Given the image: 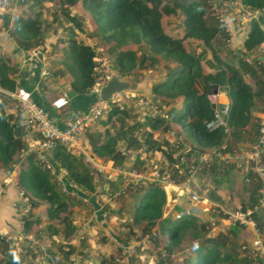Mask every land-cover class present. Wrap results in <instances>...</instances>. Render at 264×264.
Returning <instances> with one entry per match:
<instances>
[{"label": "rangeland", "instance_id": "1", "mask_svg": "<svg viewBox=\"0 0 264 264\" xmlns=\"http://www.w3.org/2000/svg\"><path fill=\"white\" fill-rule=\"evenodd\" d=\"M175 1L187 0H168L165 5L172 6ZM204 1L208 8L207 18L212 22H220L228 33V37H220L216 42L215 48L219 57L234 65H239V59L243 58L253 66L254 71L245 72L244 78L256 88V81H264V42L252 53L244 52L243 43L257 17L253 14L244 18L245 11H251L242 5L241 0ZM38 3L36 0H0V58L11 59V67L19 68L20 72L16 76L18 82L39 80L34 83L32 81L29 85L49 104L51 100L65 93L69 95L71 91V76L61 61L62 49L69 41V29L75 28V25L68 22L63 14L68 13L83 25L84 33L75 30L78 33L77 39L94 49L98 75L103 70L101 59L113 70L112 47L115 43L98 36L97 23L81 2L75 6L63 5L59 0L43 2L42 5ZM37 15L43 21V43L30 52L21 51L11 37L12 28L6 30L4 23L10 18L12 27L17 17L32 19ZM183 20L184 16L180 11L174 15L163 14L164 32L173 38H182L185 33ZM183 45L200 60L204 73L215 72L209 66L211 63L216 65L213 55L201 41L187 39ZM131 48L140 56L153 57L146 44L131 45ZM257 59L262 61V69L254 65ZM175 65L161 60L150 65L148 61L144 68L133 71L132 79H127L140 81L149 76L152 78L150 85L153 90V86L164 81L166 74ZM43 73L47 76L42 77ZM208 98L217 106L219 103L229 102L225 93L213 94ZM140 101L143 102L142 105ZM7 102L9 113L17 118L13 105ZM74 103L71 98V105L74 106ZM113 103L125 104L127 108H131V119L128 120L130 124L133 123L132 120H140L144 124L137 135L147 131L152 134L153 140L169 142L176 150L174 157L184 163L177 180L186 174L187 177L178 182L172 181L161 153L148 152L145 145L138 150H126L124 142L120 141L118 147L125 155V161L119 168L112 161L97 159L91 151L87 137L88 133L103 134L106 129L116 135V131L112 132L111 122L106 124L111 109L108 103L105 113L86 134L81 145L69 148L77 155H82L90 165L97 192L87 194L71 186L64 171L60 170V173L65 181L56 174L59 189L69 199V208L62 217L68 216L69 221L76 227V231L69 236L64 223L48 219V205L40 203L34 207V198L25 196L19 186L22 162L17 161L20 152L8 168L0 166V196L4 199L8 197L7 181L14 178L12 183L16 185V199L12 206H15L14 213L20 222L19 229L0 235L4 240L0 246V260L4 264H187L199 243L204 239L222 236L226 248L238 253L241 259L251 260L250 264H264V207L259 206L260 197L247 190L248 175L243 160V155L250 151L258 138L251 136L252 128L248 127L240 134L228 128L222 146L205 148L186 135L181 125L172 122L174 112L181 108V100L173 101L163 96H155L152 91L150 96H145L143 92L123 93L119 95V101ZM252 116L254 123L263 124L264 99L257 98ZM160 118L166 119L168 123L157 129L152 128V122ZM29 139L28 145L35 141L31 137ZM249 170L251 169L248 168ZM51 173H56L55 169ZM107 183L109 189L105 190L104 185ZM150 185H159L165 192L163 215L154 225L143 220L135 223V201L142 193L136 190L139 187L148 188ZM243 207L247 208L250 217L234 220L233 215L242 211ZM183 213L186 215L182 216ZM189 216L193 217L196 226L187 229L179 241L170 240L163 233L162 227L168 220L175 223ZM27 220L32 223L28 229L25 227ZM49 225L58 227L60 234L49 236ZM69 252L71 254L66 260L65 256Z\"/></svg>", "mask_w": 264, "mask_h": 264}, {"label": "trees", "instance_id": "2", "mask_svg": "<svg viewBox=\"0 0 264 264\" xmlns=\"http://www.w3.org/2000/svg\"><path fill=\"white\" fill-rule=\"evenodd\" d=\"M38 4L55 0H36ZM168 0H59L63 5L75 6L81 2L91 17L97 23V34L107 42H114L112 47L114 54L113 69L124 79H132L133 71L144 68L146 62L152 65L158 60L176 65L166 74L164 81L153 86L155 96H163L176 101L181 100L180 110L174 112L172 122L181 125L186 135L193 138L202 147L214 148L222 146L226 133L223 129L208 132L206 124L213 120L216 104L208 98L215 92L225 93L228 97V109L224 115L228 128L239 133L251 129L252 137L257 138L261 126L253 122L252 109L256 105L257 98L264 99V81L255 82L256 88L252 87L244 78L245 72H253L251 66L243 58L239 59V65L224 61L219 57L215 45L220 37H228V33L218 21H210L207 18L208 8L204 0L175 1L172 6L165 2ZM25 2V1H24ZM241 3L249 11L256 12L257 19L253 20L250 32L243 43L244 52L256 51L264 42V0H241ZM181 12L184 16L183 24L185 33L182 38L176 39L164 32L162 26L163 14L174 15ZM64 18L75 25L69 29V41L63 48L62 65L71 76L69 97L74 100L77 107H86L94 102V97L87 94L93 88L98 77L96 53L94 49L78 41L75 30L85 32L81 22L68 13ZM11 19L7 18L4 23L6 30L11 28V37L21 51L30 52L42 45L44 28L43 21L38 15L35 18L17 17L10 27ZM187 39L201 41L212 53L216 65H209L213 71L204 73L200 60L189 53L183 43ZM146 44L153 57L140 56L131 48V45L140 46ZM262 61L257 59L254 65L262 69ZM12 60L0 58V87L6 91H15L22 86L33 92L35 101L46 110L52 111L50 105L33 90L29 84L36 82L32 79L18 85L16 76L19 68L11 67ZM34 85V84H33ZM45 105V106H44ZM111 107L106 121L111 122V129H106L103 134L88 133V142L94 154L103 160L112 161L115 167H120L125 161V155L119 149L120 141L124 142L126 150H138L146 146V151H158L161 153L170 173L169 178L178 182L187 177L177 176L184 166L179 159L174 157L176 150L169 142L153 140L151 133L138 131L144 127L140 120H132L130 124V107L125 104L109 102ZM8 102L0 97V166L8 168L15 156L26 148L29 138L40 140L38 135L32 134L18 124V117L9 113ZM75 107V106H74ZM117 117V119L115 118ZM115 119L117 121H115ZM114 120V122H113ZM103 122V120H100ZM113 122V123H112ZM117 122V123H116ZM152 128L157 129L166 119L160 118L152 122ZM105 124V123H104ZM168 128V126L166 125ZM165 128L166 130H168ZM115 129V130H114ZM114 130V131H113ZM54 159L71 186L87 194L97 192V184L94 174L82 155L70 151L63 146H57ZM264 163V159L262 161ZM178 165V167H176ZM56 173L52 174L45 168L35 154L27 155L22 162L19 171V186L25 196L34 198L33 206L40 203L48 205V219L61 221L66 226V234L69 236L76 231V227L69 221L68 216L62 217L69 208L68 196L59 189ZM247 190L259 195L261 180L254 173L249 174ZM250 185V186H249ZM68 187V186H67ZM143 188V189H141ZM139 187L136 191L142 192L135 201L134 222L147 221L152 225L160 220L166 205V196L163 188L159 185H150L148 188ZM139 199V200H138ZM246 207L242 208L245 212ZM257 217V214H255ZM26 221L28 229L32 223ZM196 226L193 217H183L175 223L169 220L162 227L163 233L170 240H180L186 230ZM196 229V228H195ZM49 236L60 234L58 227L49 225ZM197 236V235H196ZM200 238V236L198 237ZM223 237L204 239L196 246L194 256L187 260V264H250L251 260L241 259L235 251L225 246ZM0 238V246L3 245ZM70 252L65 258H69ZM8 263V262H7ZM5 263V264H7ZM0 264H4L0 260ZM9 264V263H8ZM12 264V263H10ZM63 264V262H59Z\"/></svg>", "mask_w": 264, "mask_h": 264}, {"label": "built area", "instance_id": "3", "mask_svg": "<svg viewBox=\"0 0 264 264\" xmlns=\"http://www.w3.org/2000/svg\"><path fill=\"white\" fill-rule=\"evenodd\" d=\"M245 14L244 18L253 16V14L256 17L258 15L252 11H245ZM262 46L264 47V44ZM100 62H103V70L98 75L93 88L87 94L88 97H94L95 100L83 108H75L71 105V98L65 93L50 101L49 105L52 111H48L35 101L33 92L28 89L18 86L15 91H6L0 87V97L13 105L16 115L19 118L18 124L25 130L41 138L27 145L20 152L17 163L25 161L27 155L35 154L37 159L45 165V168L53 172V166L49 163L44 153L50 152L56 146H63L68 149L76 148L86 139V134L105 113L108 107L107 104L109 103L100 100L98 94L101 86L106 83L112 69L102 59ZM43 76L47 75L43 73ZM42 77L41 79H43ZM36 82H39V80ZM115 101H119V95L112 102ZM140 104L142 105L143 102L140 101ZM224 117L217 106L213 120L206 124L207 131L214 132L223 129L225 133L228 132L227 122ZM260 126L261 129L257 141L251 147L250 151L243 155V160L247 168V182H249L248 177L250 173H254L261 182L263 181L259 188V206L264 207V164H262L264 155V122ZM248 168L251 170L248 171ZM252 169L255 171H252ZM185 215L183 213L182 216ZM250 215L248 211H238L233 215V218L234 220H242L244 218L246 219V217L249 218Z\"/></svg>", "mask_w": 264, "mask_h": 264}, {"label": "water", "instance_id": "4", "mask_svg": "<svg viewBox=\"0 0 264 264\" xmlns=\"http://www.w3.org/2000/svg\"><path fill=\"white\" fill-rule=\"evenodd\" d=\"M152 78L149 76H145L140 81H132L128 79H124L118 73L117 70L113 69L106 81V83L101 86L98 97L102 101L112 102L117 95L123 93L129 94H138L143 92L145 96L152 95V86L150 85ZM214 95H218L217 92ZM228 105L219 103L218 110L224 115L227 112ZM57 150V146L54 147L50 152H45L44 155L47 157L49 163L54 167L57 175L61 176V178L65 181V177L60 173V169L57 166L54 153ZM104 189H109V184L104 185Z\"/></svg>", "mask_w": 264, "mask_h": 264}, {"label": "crops", "instance_id": "5", "mask_svg": "<svg viewBox=\"0 0 264 264\" xmlns=\"http://www.w3.org/2000/svg\"><path fill=\"white\" fill-rule=\"evenodd\" d=\"M22 82H18V85H21ZM47 97V101H48ZM76 100V99H74ZM45 106V105H44ZM75 108H78L76 103H74ZM88 147V145H87ZM92 151V149H91ZM84 155H87V153L83 152ZM95 157L98 158L96 155ZM1 175V171H0ZM2 176V175H1ZM14 181V178L12 180L7 181V188H9V194L7 198H2L0 196V235L2 234H9L14 230L19 229V217H17L14 213V207L12 206L13 201L16 199L14 194L16 195L15 187L16 185L12 183ZM44 206V205H43ZM46 206V205H45ZM40 207V206H39ZM43 207H41L42 209Z\"/></svg>", "mask_w": 264, "mask_h": 264}, {"label": "clouds", "instance_id": "6", "mask_svg": "<svg viewBox=\"0 0 264 264\" xmlns=\"http://www.w3.org/2000/svg\"><path fill=\"white\" fill-rule=\"evenodd\" d=\"M225 114H226V113H225ZM225 114H224V115H225Z\"/></svg>", "mask_w": 264, "mask_h": 264}]
</instances>
